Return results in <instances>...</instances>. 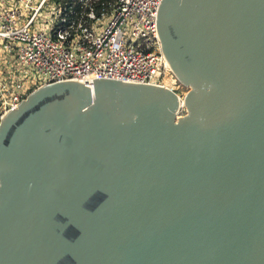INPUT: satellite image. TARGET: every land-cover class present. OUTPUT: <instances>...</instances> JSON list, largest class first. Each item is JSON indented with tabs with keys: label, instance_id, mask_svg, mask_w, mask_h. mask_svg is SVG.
Masks as SVG:
<instances>
[{
	"label": "water",
	"instance_id": "obj_1",
	"mask_svg": "<svg viewBox=\"0 0 264 264\" xmlns=\"http://www.w3.org/2000/svg\"><path fill=\"white\" fill-rule=\"evenodd\" d=\"M158 32L184 116L100 78L0 121V264H264V0H162Z\"/></svg>",
	"mask_w": 264,
	"mask_h": 264
},
{
	"label": "built area",
	"instance_id": "obj_2",
	"mask_svg": "<svg viewBox=\"0 0 264 264\" xmlns=\"http://www.w3.org/2000/svg\"><path fill=\"white\" fill-rule=\"evenodd\" d=\"M1 2L8 6L0 8V121L31 91L61 80L166 86L153 80L159 68L169 70L158 32L162 0ZM47 3L54 9L45 31L36 20Z\"/></svg>",
	"mask_w": 264,
	"mask_h": 264
},
{
	"label": "rangeland",
	"instance_id": "obj_3",
	"mask_svg": "<svg viewBox=\"0 0 264 264\" xmlns=\"http://www.w3.org/2000/svg\"><path fill=\"white\" fill-rule=\"evenodd\" d=\"M38 1V0H35ZM8 6V4H5L4 2H1L0 0V8H4ZM54 7L51 3H47L44 8H42L37 20H36V26L39 29H43L45 31H48V28L45 24V21L49 18V14L53 11ZM154 81H159L164 83L166 86L170 87L173 89L181 99L184 98V95L187 93V91L190 90V86L182 84L175 76L173 71L171 69L166 70L163 72L161 68L158 69L156 74L153 77ZM208 84L202 86L199 90L203 92H207L208 90ZM186 109L183 108L178 112V115L176 118H180L186 114Z\"/></svg>",
	"mask_w": 264,
	"mask_h": 264
},
{
	"label": "bare ground",
	"instance_id": "obj_4",
	"mask_svg": "<svg viewBox=\"0 0 264 264\" xmlns=\"http://www.w3.org/2000/svg\"><path fill=\"white\" fill-rule=\"evenodd\" d=\"M159 37H160V35H159ZM161 39V38H160ZM162 54H163V57H164V59H165V63H166V65L169 67V69H171L172 71H173V73L175 74V75H177V77H179L178 76V74H177V72L174 70V68H173V66H172V63H171V61L169 60V58H168V56H167V54H166V52H165V49H163V45H162ZM176 77V78H177ZM178 79V78H177ZM84 85V84H83ZM163 88H169L168 86H162ZM170 89V88H169ZM37 91V90H36ZM34 93V92H33ZM178 96V95H177ZM178 101H179V105L182 103L183 105L185 104V101L182 99L181 100V98H178ZM178 105V106H179ZM177 111V110H176ZM9 114V112H7L6 114H4V116H3V118H2V120L7 116Z\"/></svg>",
	"mask_w": 264,
	"mask_h": 264
}]
</instances>
